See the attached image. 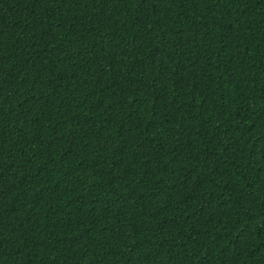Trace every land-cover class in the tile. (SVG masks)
Listing matches in <instances>:
<instances>
[{
	"label": "trees",
	"instance_id": "trees-1",
	"mask_svg": "<svg viewBox=\"0 0 264 264\" xmlns=\"http://www.w3.org/2000/svg\"><path fill=\"white\" fill-rule=\"evenodd\" d=\"M0 264H264V0H0Z\"/></svg>",
	"mask_w": 264,
	"mask_h": 264
}]
</instances>
